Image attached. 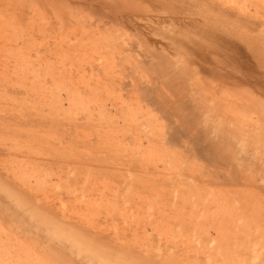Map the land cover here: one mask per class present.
<instances>
[{"label": "rangeland", "instance_id": "obj_1", "mask_svg": "<svg viewBox=\"0 0 264 264\" xmlns=\"http://www.w3.org/2000/svg\"><path fill=\"white\" fill-rule=\"evenodd\" d=\"M0 264H264V0H0Z\"/></svg>", "mask_w": 264, "mask_h": 264}]
</instances>
